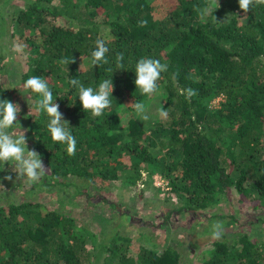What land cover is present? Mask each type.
Here are the masks:
<instances>
[{"label":"trees","instance_id":"obj_1","mask_svg":"<svg viewBox=\"0 0 264 264\" xmlns=\"http://www.w3.org/2000/svg\"><path fill=\"white\" fill-rule=\"evenodd\" d=\"M203 8L210 11L202 18ZM12 18L16 28L11 34L23 40L30 65L23 81L31 76L46 80L77 141L75 155H69L65 144L51 139L47 114L29 110L33 147L50 171L47 185L69 187L76 177L104 188L117 179L118 167L126 169L113 162L125 151L135 168L160 162L151 171L163 173L183 199L177 211L199 222L218 192L236 193L240 202L264 197V5L245 13L238 0H173L168 14L158 19L148 0H29ZM98 38L109 49V62L94 68L90 59ZM117 53L124 55L123 68L116 65ZM80 57L89 60L85 71L79 69ZM62 58L75 62L61 64ZM141 58L168 65L158 91L166 93L170 118L145 129L131 117L121 129L119 105L125 102L131 109L135 101L149 98L135 86ZM69 78L94 89L112 79L111 107L100 117L84 112ZM181 88H192L196 95L186 99ZM218 97L222 100L212 106ZM0 100L18 105V89L8 85L1 67ZM160 136L167 137L162 160L151 151ZM167 155L175 158L169 164ZM111 205L127 217L121 205ZM112 239L100 243L94 255H104L102 264H181L172 246L162 251L140 247L134 256L123 246L127 243ZM227 241L214 242L217 258L206 264H264V243L247 234L233 244ZM86 243L65 213L43 212L37 202L0 205V264H89Z\"/></svg>","mask_w":264,"mask_h":264},{"label":"rangeland","instance_id":"obj_2","mask_svg":"<svg viewBox=\"0 0 264 264\" xmlns=\"http://www.w3.org/2000/svg\"><path fill=\"white\" fill-rule=\"evenodd\" d=\"M28 1L0 0V67L8 85L18 89L20 113L17 121L20 128L19 125H14L11 131H24L27 148L35 150L27 117L29 110L35 109L38 94L25 91L22 87L23 73L30 65L27 51L22 45L23 40L11 34L13 28H16L12 17L15 18ZM148 1L158 19L165 17L173 5V0ZM219 2L221 1H215L213 5ZM89 65L86 57L79 58L78 66L81 71L88 69ZM64 87L66 88L65 85ZM221 100V97L215 98L211 102L212 106H217ZM144 103L150 117L147 121L139 119L134 108L129 109L127 103L119 105L121 129L126 128L131 117L139 121L145 129L169 121L170 115L166 120L158 116L161 105L168 113L171 109L166 104L164 90L158 91ZM166 138L160 136L151 148L152 153L161 160L167 151V144L163 143ZM121 153V156L113 158V162L118 160L124 163L126 169L118 167L117 179L111 180L108 186L100 189L92 181H83L76 177H71L73 185L69 187L47 185L45 176L50 171L46 166L48 171L45 176L39 182L29 185L26 181L16 179L11 165L0 163V205L37 202L43 212L48 209L56 210L72 217L76 232L86 237V247L92 255L89 264L103 263L104 255H94L98 253L100 243L105 242L108 245L112 238L117 239V243H127L123 246L127 247V253L134 256L140 247L162 251L172 246L180 253L181 264H206L209 260L216 259L214 242L227 238L228 245L233 244V239L243 234L264 243V197L240 202L236 193L233 197H226L218 192L215 195L216 200L203 211V221L199 222L189 212L177 211L182 206L183 199L173 193L169 180L163 173L151 171L156 166L159 168L160 162L152 168L144 163L136 169L127 153ZM174 159L167 155L165 162L169 164ZM9 175L12 180L5 179ZM78 189L85 192H77ZM111 204L121 205L127 211V217H123ZM217 221L224 223L226 231L220 240H212L211 230L208 229Z\"/></svg>","mask_w":264,"mask_h":264},{"label":"clouds","instance_id":"obj_3","mask_svg":"<svg viewBox=\"0 0 264 264\" xmlns=\"http://www.w3.org/2000/svg\"><path fill=\"white\" fill-rule=\"evenodd\" d=\"M241 11L247 13L254 5H264V0H238ZM208 8L199 9L203 18L209 14ZM144 26V24H141ZM109 49L103 39L98 38L95 42V50L91 53L90 63L95 68L102 64H108L106 54ZM123 53L116 54V65L123 68ZM61 64L69 65L75 61L71 58H62ZM168 65L162 64L154 58H141L135 65V86L141 95L151 97L158 91V81L161 74L167 72ZM173 83L178 85L175 74L172 77ZM69 84L78 89V98L84 112H90L93 117H100L104 111L111 107L113 82L112 79H104L96 89L85 87L78 78H69ZM25 91L38 94L35 101V110L46 113L49 117L48 131L54 142L65 144L69 155H75L77 141L74 135L68 130V122L63 120L59 111V105L53 98L46 80L40 76H31L22 85ZM179 93L186 99H191L196 92L192 88H181ZM136 116L143 120H149L146 105L142 101H135L131 104ZM20 113L18 105L8 100H0V163L9 164L12 171L16 173V179L26 181L29 185L39 182L47 173L41 156L35 150L27 148L26 136L24 131H11L14 125H19L17 117ZM168 111L162 105L158 110L161 119L168 118ZM63 122V123H62ZM66 125L68 127H66ZM20 128V125H19ZM5 179L12 180L6 176ZM225 225L217 221L211 225V239L220 240L225 234Z\"/></svg>","mask_w":264,"mask_h":264},{"label":"built area","instance_id":"obj_4","mask_svg":"<svg viewBox=\"0 0 264 264\" xmlns=\"http://www.w3.org/2000/svg\"><path fill=\"white\" fill-rule=\"evenodd\" d=\"M162 183H164V181Z\"/></svg>","mask_w":264,"mask_h":264}]
</instances>
